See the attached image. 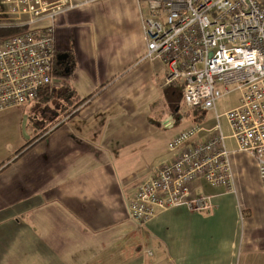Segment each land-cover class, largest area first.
I'll use <instances>...</instances> for the list:
<instances>
[{
    "label": "crops",
    "instance_id": "obj_1",
    "mask_svg": "<svg viewBox=\"0 0 264 264\" xmlns=\"http://www.w3.org/2000/svg\"><path fill=\"white\" fill-rule=\"evenodd\" d=\"M148 15L138 0H90L55 19L73 100L102 92L76 110L35 101L0 112V264H264V182L236 144L226 142L232 184L195 185L212 213L179 207L144 226L129 216L137 185L172 160L169 143L201 125L144 58Z\"/></svg>",
    "mask_w": 264,
    "mask_h": 264
},
{
    "label": "built area",
    "instance_id": "obj_2",
    "mask_svg": "<svg viewBox=\"0 0 264 264\" xmlns=\"http://www.w3.org/2000/svg\"><path fill=\"white\" fill-rule=\"evenodd\" d=\"M90 0H0V30L20 28L0 39V112L24 108L45 88H57L55 19ZM144 58L154 62L167 87H182L188 110L214 112L210 129L194 126L169 143L172 160L141 181L127 208L138 226L161 212L184 207L213 212L211 197L195 193L198 181L211 188L233 182L226 142L251 154L264 182V0H138ZM233 88V90H231ZM232 91L239 105L223 116L217 102ZM226 118L230 135L220 120ZM166 128L173 124L166 120Z\"/></svg>",
    "mask_w": 264,
    "mask_h": 264
},
{
    "label": "trees",
    "instance_id": "obj_3",
    "mask_svg": "<svg viewBox=\"0 0 264 264\" xmlns=\"http://www.w3.org/2000/svg\"><path fill=\"white\" fill-rule=\"evenodd\" d=\"M22 31H23V29H20V28H18V29H16V28L15 29L14 28L1 29L0 30V39H7L10 37L16 36V35L20 34ZM56 64L58 66L56 65V67H55V76L59 79L61 88L59 87V89H54V88L53 89L52 88L43 89L41 94L39 95V97L37 99V102L39 101L40 103H43L45 105H48V103L50 102L51 105L58 107L62 104H65V101L68 103L73 101L76 104L74 107V110H76V109H79L81 106H84V105L88 104L89 102H91L95 97H97L102 92V89H100L84 100H75V99H77V96H76L75 91L72 89L71 84H70V81L72 79V76H73V73L75 70V64L72 61H70L68 58L64 62H61V63L56 62ZM176 90L178 91V96L180 98L179 100H180V102H182L183 101V99H182V87L176 88ZM58 93L60 95L62 94V96H60ZM63 95H64V97H63ZM55 96H57V97H55ZM74 97H76V98L73 100ZM57 103H58V105H57ZM65 111L66 110L63 111V114ZM192 111H194V113L197 114V116H199L196 121L199 122L200 124L203 123L202 120L204 119V117H201L198 114L199 111H197V110H192ZM68 113L65 114V116H67ZM42 117H43V114L40 113V115L38 116V122H39V120H41ZM35 118H36V115L32 116L31 122L34 124H37L38 122L35 120ZM57 122H59V121H57ZM57 122H54V123H57ZM53 126L54 125H51L49 128L44 130L43 133L41 134V136L46 134V132H48ZM37 139H38V137L36 139L30 140L24 148H22L21 150H19L15 153V157H18L20 154H22L26 150V148H29V146L32 145ZM5 164L6 163L1 164L0 168H2Z\"/></svg>",
    "mask_w": 264,
    "mask_h": 264
},
{
    "label": "rangeland",
    "instance_id": "obj_4",
    "mask_svg": "<svg viewBox=\"0 0 264 264\" xmlns=\"http://www.w3.org/2000/svg\"><path fill=\"white\" fill-rule=\"evenodd\" d=\"M57 81L59 80L58 78H56ZM60 83V81H59ZM55 89H59V88H55ZM233 90V88L231 89ZM40 103V102H39ZM239 105V93L237 91H232L229 95L223 97L222 99H220L218 102H217V113L219 115H224L226 112L236 108L237 106ZM181 111L182 113L184 112H188L187 113V116H186V121L187 122H195L194 120H192L191 117H195L194 115V111H190L188 110L184 105H181ZM26 107H24L25 109ZM29 108V107H27ZM48 108V107H47ZM15 109H23V108H15ZM33 109L35 111H40V110H43V109H38V108H35L33 107ZM50 109V107L48 108ZM198 114L201 116V117H204V119L202 120L203 123H201V126L204 127L205 129H210L211 127H213L214 123H215V114L214 112H208V113H203V112H198ZM191 116V117H190ZM197 117V116H196ZM220 123L222 125V128L224 130V133L225 135H230V130H229V127H228V123H227V120L226 118L222 117V119L220 120ZM227 144L230 146L232 144H235V142L233 140H228L227 141Z\"/></svg>",
    "mask_w": 264,
    "mask_h": 264
},
{
    "label": "water",
    "instance_id": "obj_5",
    "mask_svg": "<svg viewBox=\"0 0 264 264\" xmlns=\"http://www.w3.org/2000/svg\"><path fill=\"white\" fill-rule=\"evenodd\" d=\"M68 58L67 54H62L60 56H57V62L61 63L64 62Z\"/></svg>",
    "mask_w": 264,
    "mask_h": 264
},
{
    "label": "bare ground",
    "instance_id": "obj_6",
    "mask_svg": "<svg viewBox=\"0 0 264 264\" xmlns=\"http://www.w3.org/2000/svg\"><path fill=\"white\" fill-rule=\"evenodd\" d=\"M55 49H56V48H55ZM57 56H60V55H57ZM56 65H57V64H56ZM57 66H58V65H57ZM60 88H61V87H60ZM52 89H53V88H52ZM54 89H55V88H54ZM47 90H48V89H47ZM53 91H54V90H53ZM56 92H57V91H56ZM56 92H55V93H56ZM58 92H59V91H58ZM40 94H41V93H40ZM58 94H59V93H58ZM59 95H60V94H59ZM60 96H62V94H61ZM55 97H57V96H55ZM63 97H64V95H63ZM59 98H60V97H59ZM66 100H67V99H66ZM49 103H50V102H49ZM58 103H59V102H58ZM58 103H57V105H58ZM61 103H62V102H61ZM49 107H50V106H49ZM49 107H48V108H49ZM68 109H69V108H68ZM57 110H58V109H57ZM59 110H61V105H60ZM66 111H67V109H66ZM66 111H65V112H66ZM67 113H68V112H67ZM64 114H65V113H64ZM60 116H61V115H60ZM61 117H62V116H61ZM54 118H55V116H54ZM54 120H55V119H54ZM56 120H57V119H56ZM64 120H65V119H64ZM56 125H57V124H56ZM30 146H31V145H30ZM30 146H29V147H30ZM32 147H33V146H32ZM30 148H31V147H30ZM26 149H27V148H26ZM238 151H239V150H238ZM25 154H26V153H25ZM22 155H23V154H22ZM20 156H21V155H20ZM223 188H224V187H223ZM233 188H234V187H233Z\"/></svg>",
    "mask_w": 264,
    "mask_h": 264
}]
</instances>
